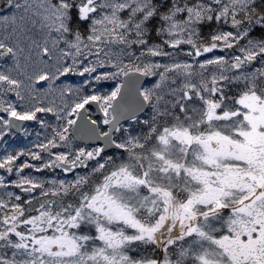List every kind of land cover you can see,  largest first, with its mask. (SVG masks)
<instances>
[{"label":"snow or ice","instance_id":"1","mask_svg":"<svg viewBox=\"0 0 264 264\" xmlns=\"http://www.w3.org/2000/svg\"><path fill=\"white\" fill-rule=\"evenodd\" d=\"M0 264H264V0H0Z\"/></svg>","mask_w":264,"mask_h":264}]
</instances>
